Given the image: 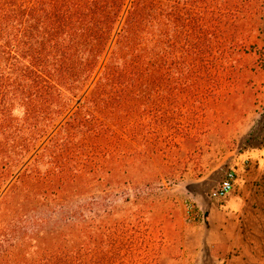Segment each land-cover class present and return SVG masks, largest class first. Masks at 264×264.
Wrapping results in <instances>:
<instances>
[{"label":"trees","instance_id":"obj_1","mask_svg":"<svg viewBox=\"0 0 264 264\" xmlns=\"http://www.w3.org/2000/svg\"><path fill=\"white\" fill-rule=\"evenodd\" d=\"M250 2L0 0V264H151L127 192L207 133Z\"/></svg>","mask_w":264,"mask_h":264},{"label":"rangeland","instance_id":"obj_2","mask_svg":"<svg viewBox=\"0 0 264 264\" xmlns=\"http://www.w3.org/2000/svg\"><path fill=\"white\" fill-rule=\"evenodd\" d=\"M247 9L243 14L245 52L236 65L235 80L227 85L210 115L207 133L199 138L197 147L183 148L177 175L170 176V171L163 184L147 177L153 188L127 192L131 214H143L153 233L148 252L151 264H264V0H252ZM251 149H259V218L245 224L259 231L251 243L246 236L240 246L232 245L229 260L215 261L207 258V246H202L203 236L195 228L206 222L205 210L212 203L213 190L232 170L234 161ZM120 174L130 179L147 175L129 163ZM113 190L117 205H121L123 189ZM221 247L225 250L228 246H215L212 252ZM247 250L259 255L243 258Z\"/></svg>","mask_w":264,"mask_h":264},{"label":"crops","instance_id":"obj_3","mask_svg":"<svg viewBox=\"0 0 264 264\" xmlns=\"http://www.w3.org/2000/svg\"><path fill=\"white\" fill-rule=\"evenodd\" d=\"M230 171L236 173L238 188L226 200H214L210 197L212 203L205 210L206 222L195 228V231L203 236L200 241L202 246H207V258L220 262L229 260L232 245L240 246L241 242H245L246 236L250 237L248 242L251 243L256 237L255 232L259 231L256 227L247 228L245 224L246 221L251 222L259 218V149H251L247 154L240 155ZM221 245L228 247L225 250L221 247L212 252V248ZM199 252L198 258L201 256ZM253 252L247 250L242 257L259 255V252Z\"/></svg>","mask_w":264,"mask_h":264},{"label":"built area","instance_id":"obj_4","mask_svg":"<svg viewBox=\"0 0 264 264\" xmlns=\"http://www.w3.org/2000/svg\"><path fill=\"white\" fill-rule=\"evenodd\" d=\"M237 176L234 171H228L219 186L211 193L214 200H226L234 191Z\"/></svg>","mask_w":264,"mask_h":264}]
</instances>
